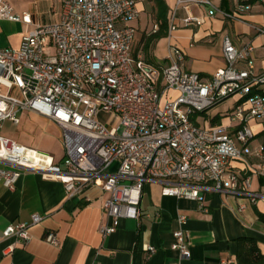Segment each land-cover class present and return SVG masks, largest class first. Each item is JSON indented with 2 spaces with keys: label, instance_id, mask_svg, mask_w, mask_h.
Here are the masks:
<instances>
[{
  "label": "built area",
  "instance_id": "1",
  "mask_svg": "<svg viewBox=\"0 0 264 264\" xmlns=\"http://www.w3.org/2000/svg\"><path fill=\"white\" fill-rule=\"evenodd\" d=\"M191 6L205 9L210 18L230 20H241L252 10L247 0H236L232 12L221 10L216 0H177L170 33L178 28V11ZM139 18L136 0H62L58 23L37 26L17 49L0 48V130L7 121L19 125L21 114L32 112L61 129L65 150L59 164L52 155L0 132V182L15 189L23 173L35 171L60 181L69 199L88 186L100 187L110 219L100 229L103 237L115 233L121 219L140 218L149 182L162 183L165 196L195 200L202 208L212 192L252 203L262 197L251 190L252 176L264 177V144L253 146L257 136L250 125L264 123V94L255 92L264 86V72L255 71V47L248 43L239 48L225 36V67L204 79L186 69L184 53L176 46L169 48L168 62L161 66L135 55ZM0 21L31 23V18L0 0ZM182 21L187 26L203 23L190 15ZM157 30L155 25L153 32ZM257 31L264 35V16ZM235 96L239 101L228 115L234 130L193 121ZM251 157L259 159L258 166L249 163ZM236 162L252 175L238 170ZM114 163L117 168L110 172ZM245 208L240 204L238 210ZM42 221L34 214L30 223L11 224L2 236L26 244L32 239L30 228ZM179 223L172 249L187 259L186 218L180 216ZM45 240L60 243L55 233ZM147 249L156 252L155 247Z\"/></svg>",
  "mask_w": 264,
  "mask_h": 264
},
{
  "label": "crops",
  "instance_id": "2",
  "mask_svg": "<svg viewBox=\"0 0 264 264\" xmlns=\"http://www.w3.org/2000/svg\"><path fill=\"white\" fill-rule=\"evenodd\" d=\"M6 1L12 6L14 13L29 15L31 23L0 21L1 49H17L26 33L37 26L52 25L60 21L62 0ZM156 1L136 0L140 10V18L134 24L137 37L139 31L147 30L149 37L159 30ZM162 1L168 8L167 30L162 37L167 39V48L163 55L158 56L157 47L161 38L146 47L147 39L145 54H138L148 62L156 66L165 65L168 62L169 48L176 46L184 53L186 69L209 79L218 69L225 67L222 42L228 36L239 48L251 43L255 47V71L264 72V35L257 31V28L263 26L264 3L247 0L252 5V10L242 15L241 20L224 19L220 15L210 18L205 9L199 6H191L188 10L180 9L177 15L178 28L170 33L169 23L177 0ZM235 2L236 0H216L219 8L226 12L233 11ZM149 11L155 14V19L151 28L147 29ZM188 15L202 18L203 23L185 25L182 20ZM155 25L158 30L153 32ZM241 67L244 68V65ZM260 91L264 94V86ZM170 95L175 98L177 94L171 92ZM229 99L233 101L232 105L224 111L220 110L219 106ZM229 99L207 113L197 115L193 121L201 127L231 125L234 130L235 124L231 123L228 115L237 105L239 97ZM35 115L50 125H56ZM251 127L253 132L259 131L253 142V146L257 147L263 144L261 133L264 131V123H255ZM57 130V137H60L59 129ZM53 157L57 163L62 164L63 158ZM259 162L255 157L249 158V163L254 167ZM234 164L243 174L252 175L244 163ZM162 186L159 182L146 183L139 207L140 218L121 219L117 231L103 237L100 229L103 225L110 224V219L103 210L107 196L100 187L88 186L69 199L60 181L45 178L35 171L23 173L15 189H7L0 182V264H221L222 260L228 259L233 260V264H264V222L259 218V214L264 215L263 176H252L251 190L262 195L256 203L239 195L212 192L206 194L205 207L202 208L198 201L163 195ZM240 204L246 205L243 212L238 210ZM34 214L41 215L43 221L30 228L32 239L28 243H18L14 237L3 238L2 233L9 225L30 223ZM180 216L186 218L182 227L188 233L187 259H182L180 253L172 249L176 241L174 233L181 227ZM49 233L56 234L60 241L58 246L46 242L45 238ZM241 239H250L253 244L242 243ZM149 246L155 247L154 254H150L147 249Z\"/></svg>",
  "mask_w": 264,
  "mask_h": 264
},
{
  "label": "rangeland",
  "instance_id": "3",
  "mask_svg": "<svg viewBox=\"0 0 264 264\" xmlns=\"http://www.w3.org/2000/svg\"><path fill=\"white\" fill-rule=\"evenodd\" d=\"M180 15H183L182 12H180ZM194 15L197 16L196 13ZM154 19L155 14L149 11L147 13V29L151 28ZM146 31L147 30L139 31L138 37H136L137 39L134 45L135 55L140 52L145 54V43L148 39ZM160 40L161 41L157 47L158 56L163 55L167 48V39L161 38ZM232 103L233 101L229 99L228 101L221 104L219 109L224 111L226 108L230 107ZM21 120V124L18 126H15L10 122H5L2 126L1 134L12 137L32 148L47 151L49 152L48 154L55 156L57 159L64 158L65 150L61 142L62 132L58 126L55 125L59 129L60 137H57L58 130L55 126L50 125L46 121L38 118L34 113L24 112L21 115ZM255 123L256 122H252L250 125L252 126ZM260 127L261 125H259V128ZM258 132L259 131L254 130L255 134H258ZM117 165V163H114L110 167L109 171L114 172L117 168Z\"/></svg>",
  "mask_w": 264,
  "mask_h": 264
},
{
  "label": "trees",
  "instance_id": "4",
  "mask_svg": "<svg viewBox=\"0 0 264 264\" xmlns=\"http://www.w3.org/2000/svg\"><path fill=\"white\" fill-rule=\"evenodd\" d=\"M167 12H168V8L164 4V2L162 0H160V1L157 0L156 1V16H157V19L160 23V28L156 33L150 34V36L148 37V43H147L146 47L149 46V44L152 43L153 41L158 40V39L162 38L163 36H165L166 30H167V25H168L167 24ZM255 92L261 93L260 90L255 91ZM261 136L263 137V144H264V131L261 133ZM259 218L261 221L264 222V215L259 214ZM240 241L242 243L248 242L250 244H253V241L250 239H241ZM252 250H253V252H255V248H253ZM240 251H241V246H240Z\"/></svg>",
  "mask_w": 264,
  "mask_h": 264
}]
</instances>
